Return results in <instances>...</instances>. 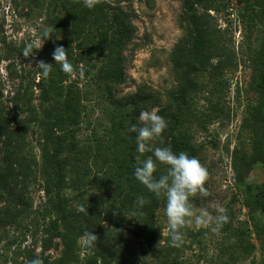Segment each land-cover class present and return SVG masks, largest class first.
Here are the masks:
<instances>
[{"label":"rangeland","instance_id":"rangeland-1","mask_svg":"<svg viewBox=\"0 0 264 264\" xmlns=\"http://www.w3.org/2000/svg\"><path fill=\"white\" fill-rule=\"evenodd\" d=\"M52 1L0 0V167L6 174L12 167L14 174L8 192L0 194V264H30L35 258L52 263L63 254L62 242L50 228L57 215L42 188V154L49 133L40 122L47 108L55 113L61 106L43 97L57 67L52 53L59 45L53 38L31 62L22 56L25 45L50 28ZM183 1L112 3H120L135 28L124 51L126 80L112 90L117 99L148 98L141 111L156 109L159 114L183 86L191 45ZM217 9L210 12L212 24L231 61L212 103L219 101L223 111L212 113L210 99L202 93L194 105L201 118L194 128V157L208 172V195L197 196L194 204L213 216L218 207L224 208L228 222L216 231L211 226L188 228L180 246L173 247L163 200L156 216V247L150 249L142 225L107 220L104 226L114 247L142 264H264V197L259 198L264 185V123L255 124L253 118V109L264 101L260 88L264 81V0H219ZM74 49L72 60L81 54L77 46ZM41 60L53 64L47 77L35 67ZM199 81L212 88L208 73ZM69 83L80 97L78 142L87 158L78 175L68 176L63 197L80 207L106 200L131 160L138 166L136 157L143 160L151 153L136 152L130 123L120 135L124 140L111 132V113L116 107L104 86L93 79V72L86 75L79 66L65 82ZM153 146H161L160 141ZM160 169L165 172L163 166ZM77 177L86 183L80 193L71 187ZM76 255L81 264H90L86 239H79Z\"/></svg>","mask_w":264,"mask_h":264},{"label":"trees","instance_id":"trees-1","mask_svg":"<svg viewBox=\"0 0 264 264\" xmlns=\"http://www.w3.org/2000/svg\"><path fill=\"white\" fill-rule=\"evenodd\" d=\"M113 2L97 0L96 6L90 10L83 6L82 0L52 1L54 8L50 28L59 38H54L56 43L67 51L73 70L68 74L57 66L54 75L47 81V88L43 89V97L47 102L61 104L60 108L55 109V113L47 108L40 122L49 133V143L45 145L42 154V188L47 202L57 215L56 221L50 223V228L63 245V254L59 260L52 263L44 260L43 264H81L76 249L79 239L84 238L86 232H94L98 238L95 245L90 246L87 242L91 254L90 264H142L134 257L123 254L112 244L113 240L104 226L112 218L142 225L146 232V245L150 249L156 247V216L163 198H157L135 179L137 165L133 160L118 175L117 185L106 200L75 207L63 197V192L69 187L68 176L78 175L82 160L87 158V152L80 148L78 142L82 115L80 97L72 88V83L65 84L77 68H85L86 75L93 72V79L104 86L107 98L115 105L116 109L111 113V132L117 138L124 140L121 133L127 128V123H137L142 106L148 100L138 96L117 99L113 94V87L122 85L126 80L124 51L135 34L127 13L119 7L120 3L112 4ZM218 2L219 0L183 1V14L191 35L185 82L172 96L170 104L159 113L164 119L167 118L161 146H170L174 152L183 151L193 157L197 153L192 144L194 128L196 124H201V118L194 108L197 97L200 93L208 96L212 113L220 114L223 111L219 101L212 104L215 91L222 86L219 80L226 68L230 67L231 61L227 48L222 44V37L214 29L211 20L210 12L218 11ZM74 46L81 50V54L75 55L72 60ZM206 73L213 83L212 88L199 81ZM260 88L264 93V81L260 83ZM253 118L255 124L264 123V101L253 109ZM123 150L126 152V148ZM128 150L133 152V149ZM24 172L26 177V171ZM162 174L164 172L158 165L155 175L159 178ZM13 175L12 167L7 174L0 167V194L8 192ZM85 185L83 179L77 177L71 187L80 193ZM138 196H143L146 200L143 207L135 204ZM263 197L264 185L259 194V198ZM19 202L24 204L22 197H19Z\"/></svg>","mask_w":264,"mask_h":264},{"label":"clouds","instance_id":"clouds-1","mask_svg":"<svg viewBox=\"0 0 264 264\" xmlns=\"http://www.w3.org/2000/svg\"><path fill=\"white\" fill-rule=\"evenodd\" d=\"M83 6L93 9L97 0H82ZM59 40L51 28H44L41 36L27 43L22 51V56L32 61L43 49L45 42ZM52 59L60 70L70 74L72 65L67 58V51L63 46H57L52 53ZM53 64L37 61L36 68L45 76ZM139 126L131 124L128 131L135 134L136 152L140 155L151 153L141 160L137 156L138 166L135 168L134 176L137 181L143 184L146 189L157 198L164 200V216L170 234V244L179 247L183 242L185 230L188 228H209L216 231L223 224L228 222L222 207L216 209L213 216L205 208H197L194 200L197 196H206L208 192L205 188L208 179L207 169L193 156L186 152H174L170 146H153L156 141L163 145V133L167 128L165 119L157 113L156 109L141 111L138 117ZM163 166L164 174L156 177L157 166ZM146 200L143 196H138L135 204L143 207ZM84 211V209H80ZM84 239L88 244L95 245L97 236L94 232H86ZM30 264H43L39 258L30 261Z\"/></svg>","mask_w":264,"mask_h":264}]
</instances>
